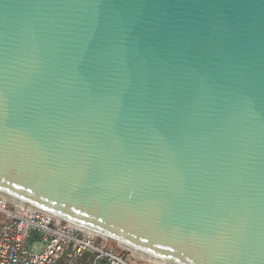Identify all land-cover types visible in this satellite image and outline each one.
<instances>
[{"label": "water", "instance_id": "95a60500", "mask_svg": "<svg viewBox=\"0 0 264 264\" xmlns=\"http://www.w3.org/2000/svg\"><path fill=\"white\" fill-rule=\"evenodd\" d=\"M0 199L160 264H264V0H0Z\"/></svg>", "mask_w": 264, "mask_h": 264}, {"label": "built area", "instance_id": "2783aa9c", "mask_svg": "<svg viewBox=\"0 0 264 264\" xmlns=\"http://www.w3.org/2000/svg\"><path fill=\"white\" fill-rule=\"evenodd\" d=\"M68 224L0 199V264H160Z\"/></svg>", "mask_w": 264, "mask_h": 264}, {"label": "trees", "instance_id": "16d2710c", "mask_svg": "<svg viewBox=\"0 0 264 264\" xmlns=\"http://www.w3.org/2000/svg\"><path fill=\"white\" fill-rule=\"evenodd\" d=\"M33 239H34V238H31V239H30V241H29V244H31V243H32ZM31 245H32V244H31Z\"/></svg>", "mask_w": 264, "mask_h": 264}]
</instances>
